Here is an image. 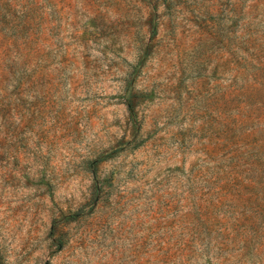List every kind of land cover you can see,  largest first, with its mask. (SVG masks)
<instances>
[{"label":"rangeland","instance_id":"obj_1","mask_svg":"<svg viewBox=\"0 0 264 264\" xmlns=\"http://www.w3.org/2000/svg\"><path fill=\"white\" fill-rule=\"evenodd\" d=\"M0 264H264V0H0Z\"/></svg>","mask_w":264,"mask_h":264}]
</instances>
